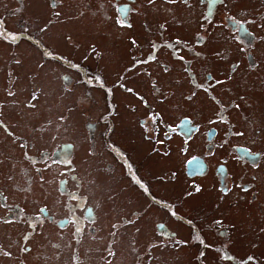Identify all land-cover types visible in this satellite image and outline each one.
Returning <instances> with one entry per match:
<instances>
[{
	"label": "flooded vegetation",
	"instance_id": "1",
	"mask_svg": "<svg viewBox=\"0 0 264 264\" xmlns=\"http://www.w3.org/2000/svg\"><path fill=\"white\" fill-rule=\"evenodd\" d=\"M6 1L16 5L15 15L41 10L65 15L72 3L82 1L91 8L90 15L96 16L100 9L101 16L113 18V26L120 33L137 29L140 37L147 35L140 33L134 16L142 10L148 19L146 7L158 10L163 6L174 24L162 22L152 28L153 24L147 22L142 26L150 38L128 37L130 63L123 72L129 75V86L123 77L115 86L135 100L126 107L135 115L142 140L154 155L167 158L175 168L163 177L167 182L180 185L182 176L193 188L184 198L217 194V207L229 202L238 208V213L244 212L250 222L260 226L251 225V229L264 233V200L260 198L264 175L258 176L260 169L264 171V0H108L110 7L103 0H46L47 8L39 7L36 0ZM178 8L185 12L179 13ZM15 26L18 32L6 33V21L0 17L1 48L17 49L23 43L40 48L43 58L65 69L60 76L66 87L102 92L109 114L86 122L89 144L83 135L76 144L61 140V136H45V132L52 133V124L45 123L40 137L51 148L35 152L38 133L24 122L18 100H25L26 107L35 109L34 103L42 94L39 88L47 95L54 94L53 88L51 83L44 86V76L41 82L38 80L39 73L27 77L31 90L22 86L26 75L15 78L14 71L21 67L16 63L18 58L6 61L0 57V264H86L80 249L86 239L92 240L89 251L97 264H151L149 256L168 250L181 254L187 250L189 255L195 252L196 264H210L209 239H214L213 231L218 239L228 242L225 245L231 241L232 245L239 244L234 243L233 229L221 219L216 224L212 222L213 226L199 228L191 219L176 214L177 202H173L174 206L162 203L170 200L162 201L148 193L149 182L144 181L132 155L118 144V135L114 134L117 129L112 117L119 109L117 94L108 86L105 75L92 69L90 60H69L68 56L50 59L36 35L28 33L27 17ZM85 32L88 33L86 28ZM96 52L97 49L90 51ZM118 53L123 57L120 50ZM7 81L13 85L8 90ZM174 86L182 90L177 92ZM162 104L170 108L167 113L162 112ZM102 139L113 154L109 168L123 173L135 190L146 195L152 205L156 203L165 216L174 217V222H164L158 215L141 237V220L146 215L131 202L138 205V195L129 197L125 203L128 205L90 203L84 193L85 180L78 174L76 152L87 144L90 150L98 151ZM55 140L60 142L53 147ZM256 179L262 184L254 183ZM93 180L100 184L97 177ZM54 189L57 194H53ZM54 198L66 201L65 206L55 210ZM254 208L258 211L256 217L252 216ZM105 212H112L115 218H104ZM106 222L112 224L111 237L101 236L100 228ZM134 236L138 239L134 246L139 244L141 248L129 245ZM149 237L157 240L150 243L145 256L138 252L143 251ZM104 238L110 241L101 250L97 242ZM116 240L125 246H116ZM154 247L158 248L151 250ZM222 249V259H229V248ZM254 256L248 255L246 264H264V257ZM237 263L241 261L237 259Z\"/></svg>",
	"mask_w": 264,
	"mask_h": 264
},
{
	"label": "rangeland",
	"instance_id": "2",
	"mask_svg": "<svg viewBox=\"0 0 264 264\" xmlns=\"http://www.w3.org/2000/svg\"><path fill=\"white\" fill-rule=\"evenodd\" d=\"M36 1H39V7H48L46 0ZM103 1L108 7L112 5L111 1ZM113 1L115 2V0ZM140 1L143 2L144 0ZM100 2L103 3L102 1ZM8 3L9 1L0 0V17L6 21V33H12V31L18 32L15 26L16 22L20 21L21 18L25 19L27 17L30 22L28 33L32 36L36 35L35 39H38L41 45L46 47L48 52H46L47 54L45 53V55H51V57H49L50 59L53 57L68 56L69 60L74 59L76 61H82L87 58L92 62L91 67L94 71L98 72L97 70H99L100 73L105 75L108 86L117 94V103L119 104V109L115 111L112 117L114 125L116 124L115 129H117L114 134L118 135L120 141L117 140L118 144L132 155L134 161L137 163L139 173L142 175V178L145 179L144 181L147 180L149 182L151 193H148L162 201L170 200L169 202L162 203H169L174 206L173 202H177L176 214L183 219H191L199 228H203L205 225L213 226V223H218L216 220L221 219L224 224L228 225L229 229H233L234 238L236 239H234V243L238 241V245H232V241L229 245H225L227 241L218 239L217 232H212L214 239H209V245L212 247V251L209 252L210 264H238L237 259L241 261L240 264H246V257L250 254H254L256 258L264 257V248H260L264 246V233L261 232V229L255 231L250 228L251 225L257 224L255 222H250V220L243 215L244 212L238 213V208H234L229 202L225 203L223 206L217 207L215 204L218 201V195L214 193H205L202 196L197 195L191 198H184L183 195L189 189L193 188L184 182L182 176L180 177V185L177 186H174V183L171 181L167 182L163 178L164 176L168 177L170 173L169 170H175V168L171 166L167 158L154 155L150 145L142 140L140 135L141 130L134 121L135 115L126 107V103L129 101L135 102V100L115 86V82L121 77L125 79V84L129 86V75L123 72V68L130 63V45L128 39L138 35L137 29L134 32L126 31L120 33V31L113 26L114 23L111 16H101L100 9H98L96 16L90 15L89 12L91 8L87 3L82 1L72 3L69 11H67L65 15H51L42 10L39 12H26V15H22L21 13L15 15L16 5L13 3L8 5ZM93 5H96V2H94ZM97 7H95L94 10H96ZM144 11H146L148 19L143 17L142 10H140L138 16H134V19H137L136 25H139L140 33L147 35L146 37H140L138 35L140 39L150 38L144 31L142 24L150 22L153 24L152 28H156V25L162 22H166L169 26L174 24L165 12H163V6H160L158 10L146 7ZM178 11L179 13L185 12L184 9L180 8H178ZM85 28L88 30L87 34ZM170 30H172V27ZM2 47L3 48L0 47V57L2 59L12 61L18 58L16 63L19 62L21 67L14 68L15 78L19 77L20 74L26 75L22 81V86L25 84V86L31 90V82L28 81V78L39 73L40 79L38 80L41 82L44 76V86L51 83V87L53 88L52 92L54 94L51 95L45 94L42 89L39 88V92L42 94L38 95L37 102L34 103L36 106L35 109L26 107V101L23 99L18 100L21 106H19V103H16L18 104L17 106L20 107V115L23 116L24 122L29 124L34 132L36 131L38 133L37 140L34 143V151L40 153L44 148H51L50 145H47L42 141V137H40V130L45 126V123L52 124V133L45 132L43 133L45 136H61V140L76 144V140L78 139L80 141L83 135V140L89 144L85 124L87 121H92L109 114L105 95L102 92L91 91L87 88L82 90L66 87L60 76L65 69L61 65L52 62V60L43 58L42 52L38 47H34L27 43H23V45L17 49H8L5 48L6 46ZM92 48L97 49V52L91 54L90 51L93 50ZM114 50L117 53L113 52ZM118 50L121 51L123 57H120ZM160 71L161 70H158L157 72ZM156 73H154V75ZM250 84L251 82L249 81L245 86L248 87ZM12 86L13 85L8 84L7 81L6 89L8 90ZM174 88L177 89V92L182 90L176 88V86H174ZM239 91L242 92V89L240 88ZM161 107H163L161 108L163 113H167V110H170L167 104H162ZM189 108L193 109L194 106L190 104ZM163 115L166 116L167 114ZM35 116H37V119L34 118ZM106 118L108 119L109 117ZM29 119H32V121H29ZM59 142L60 141L55 140L53 147ZM88 144L84 149L78 148L76 152V165H79L78 174L85 180L84 193L89 196L92 205L99 206L105 201L111 202L113 206L118 203L121 205H128L125 203L128 201L129 197L138 195L140 197V203L137 205V202L133 200L131 202L135 204L137 209H143L146 215L141 220L144 231L140 234L141 237L152 227L158 215H160V218L164 222H174V217L171 216L172 218H170L165 216L164 213L158 210L155 206V200V205H152L150 199H148L146 195H141L135 190V188L131 186L132 184H129V180L126 179L123 173L120 174L117 169L114 171L112 168H109L108 161L113 154L109 151L108 144L103 139L98 151L95 149L90 150ZM113 145L118 148L120 147L117 144ZM123 152L125 153L124 150ZM118 168L120 167L118 166ZM253 173L257 175L256 172ZM263 175L264 171L260 169L258 176L261 178ZM94 177H97L100 184L93 180ZM52 178H56V173H54ZM257 182L262 184L260 180L257 181L256 179L254 183ZM54 190L53 194H57L58 191L56 189ZM194 193L193 191V194ZM260 198L264 200V190L261 191ZM65 204L66 201L61 203L60 200H56V198L53 200L55 210L61 209ZM219 204H221V202ZM120 209L123 210V208ZM106 212L104 213V218H115L112 212ZM252 212L253 217L258 216V211L255 208ZM111 226L112 224L110 222L103 224L100 228L101 231L99 230L101 236L111 237ZM257 226L260 227L259 225ZM214 230H217V226ZM115 234L119 236V232H115ZM184 239L188 238L184 237ZM137 240V236H134L129 240V245L131 247L134 246ZM156 240V238L149 237L142 247L143 251L138 253H144V255L147 256L145 252L148 251L150 243H154ZM91 241L92 240L86 239V241L80 245L81 255L83 258L85 257L86 264H97L96 262L93 263L94 255L93 252L89 251L93 248V244L91 246ZM102 241L97 243L102 246L101 250H105L107 248L105 244L110 240L104 238ZM115 242L118 247H121V245L125 246V243L121 241L116 240ZM186 242H188V240H186ZM134 247L139 248L140 245L137 244ZM158 247H154L151 250H155ZM226 247L230 250V258L227 260L222 259L223 255L221 252L223 251L222 248ZM149 257L151 264H196L194 261L196 258L195 252L189 255L187 250H185V254L168 250L165 253L159 252V255L156 254L155 256L152 254ZM260 260L261 259H259V261ZM55 264H57V262Z\"/></svg>",
	"mask_w": 264,
	"mask_h": 264
}]
</instances>
